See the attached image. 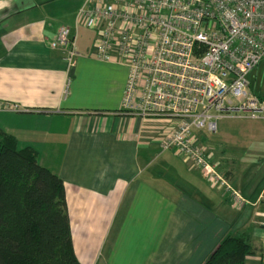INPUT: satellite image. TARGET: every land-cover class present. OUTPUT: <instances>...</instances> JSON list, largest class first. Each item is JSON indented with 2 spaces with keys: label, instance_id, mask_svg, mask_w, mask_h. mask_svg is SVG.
<instances>
[{
  "label": "crops",
  "instance_id": "crops-1",
  "mask_svg": "<svg viewBox=\"0 0 264 264\" xmlns=\"http://www.w3.org/2000/svg\"><path fill=\"white\" fill-rule=\"evenodd\" d=\"M84 1L0 0V102L23 109L0 112V131L62 180L78 262L204 264L222 240L244 236V264H264V123L231 114L215 134L196 133L244 200L237 207L160 149L171 122L121 112L128 71L94 57L92 31L74 30ZM61 27L77 33L70 67L49 47Z\"/></svg>",
  "mask_w": 264,
  "mask_h": 264
},
{
  "label": "built area",
  "instance_id": "built-area-1",
  "mask_svg": "<svg viewBox=\"0 0 264 264\" xmlns=\"http://www.w3.org/2000/svg\"><path fill=\"white\" fill-rule=\"evenodd\" d=\"M79 28L92 31L97 60L127 68L121 112L171 122L160 149L243 206L196 133L214 134L231 114L264 121V98L250 94L247 82L264 60V0H85L74 18ZM49 47L70 67L78 57L77 33L61 27ZM69 85L66 76L63 96ZM21 111L0 102V112Z\"/></svg>",
  "mask_w": 264,
  "mask_h": 264
},
{
  "label": "trees",
  "instance_id": "trees-1",
  "mask_svg": "<svg viewBox=\"0 0 264 264\" xmlns=\"http://www.w3.org/2000/svg\"><path fill=\"white\" fill-rule=\"evenodd\" d=\"M246 237H227L204 264H244ZM0 264H80L62 180L0 131Z\"/></svg>",
  "mask_w": 264,
  "mask_h": 264
},
{
  "label": "rangeland",
  "instance_id": "rangeland-1",
  "mask_svg": "<svg viewBox=\"0 0 264 264\" xmlns=\"http://www.w3.org/2000/svg\"><path fill=\"white\" fill-rule=\"evenodd\" d=\"M247 82L249 83L248 91L250 94L264 98V60L260 61L258 66L248 75ZM255 121L264 123L262 120Z\"/></svg>",
  "mask_w": 264,
  "mask_h": 264
}]
</instances>
